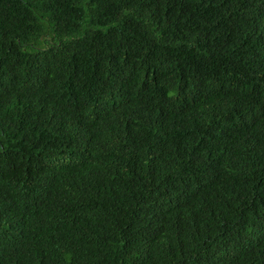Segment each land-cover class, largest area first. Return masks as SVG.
Wrapping results in <instances>:
<instances>
[{"label": "trees", "instance_id": "16d2710c", "mask_svg": "<svg viewBox=\"0 0 264 264\" xmlns=\"http://www.w3.org/2000/svg\"><path fill=\"white\" fill-rule=\"evenodd\" d=\"M0 264H264V0H0Z\"/></svg>", "mask_w": 264, "mask_h": 264}]
</instances>
